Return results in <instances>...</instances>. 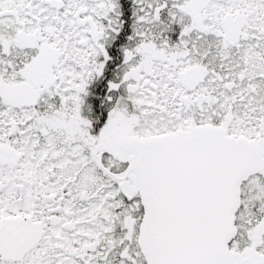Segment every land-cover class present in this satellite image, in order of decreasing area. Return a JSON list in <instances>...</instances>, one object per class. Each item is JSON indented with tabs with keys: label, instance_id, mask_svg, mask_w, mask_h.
I'll return each instance as SVG.
<instances>
[{
	"label": "snow or ice",
	"instance_id": "obj_1",
	"mask_svg": "<svg viewBox=\"0 0 264 264\" xmlns=\"http://www.w3.org/2000/svg\"><path fill=\"white\" fill-rule=\"evenodd\" d=\"M0 264H264V0H0Z\"/></svg>",
	"mask_w": 264,
	"mask_h": 264
}]
</instances>
